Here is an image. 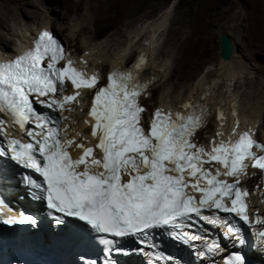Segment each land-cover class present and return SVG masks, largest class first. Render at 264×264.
I'll list each match as a JSON object with an SVG mask.
<instances>
[{
    "label": "snow or ice",
    "instance_id": "6c2138e0",
    "mask_svg": "<svg viewBox=\"0 0 264 264\" xmlns=\"http://www.w3.org/2000/svg\"><path fill=\"white\" fill-rule=\"evenodd\" d=\"M61 61L66 63L60 66ZM145 63L146 58L141 57L137 68ZM137 79L127 71L111 73L108 84L97 89L89 113L94 121L91 135L97 143L95 147L77 144L68 138L61 120L41 114L34 103L54 111H70L67 106L77 102L80 90L96 88L99 77L75 67L62 43L52 32L43 31L31 50L0 63V113L9 116L30 138L26 143L8 139L7 149L0 147V157L10 153L17 165L42 178L43 183H38L31 176L25 177L37 190L33 199L46 201L53 212L77 218L97 233L114 238L141 237L143 242L150 230L170 229L175 239L198 241L203 237L183 229L197 219L215 225L217 212L250 222V193L241 186V177L247 175L249 161L252 167L264 170V155L254 151L264 152V143L245 131L235 142L213 141L210 150L198 145L193 138L208 115L199 100L185 104L183 113L157 109L146 131L141 122L145 108L140 97L148 84L137 83ZM66 82L76 92L58 98V86L63 89ZM219 118L224 119L223 113ZM7 127V122L0 120V136L7 138ZM73 145L82 150L78 158L69 151ZM96 149L102 153L100 158ZM213 163L223 171L205 167ZM5 207L0 199V222L36 223L27 215L19 220L3 218ZM206 211L213 215H205ZM255 222L262 224L264 219L257 216ZM235 231L229 227L225 235ZM258 236L264 240V231ZM217 247L213 243L209 251ZM225 264H244V257L236 255Z\"/></svg>",
    "mask_w": 264,
    "mask_h": 264
},
{
    "label": "rangeland",
    "instance_id": "374dc122",
    "mask_svg": "<svg viewBox=\"0 0 264 264\" xmlns=\"http://www.w3.org/2000/svg\"><path fill=\"white\" fill-rule=\"evenodd\" d=\"M72 1L77 0H0L1 14H10L7 16L10 28L0 25V38L10 41L12 43L11 50L15 52V48L17 47V50L20 47V40L27 30L32 32L35 28L52 22L49 26L50 30L60 37L70 54H75L80 58L86 53L89 54H86V57H90L92 53L93 57H90L91 60L88 59L86 66L101 68L97 70L104 77L111 62L123 51L129 55L133 54L128 58L126 66H131L134 63L137 49L129 44L131 30L145 26L147 22L159 18L166 8H170L171 14L168 21L161 23L163 27L156 37L155 47H158L152 54L155 65L168 68L167 72L173 71L174 62L179 57L181 41H184V36L183 38L178 36L179 32L182 30L187 33L188 31L183 25H187V28L189 25L197 28L201 24V29L203 27L208 29L205 30L208 36L209 57L194 70L195 72L188 71L187 66L185 68L178 67L163 82L148 87L146 92L150 95L141 98V104L148 111H152L153 106L158 105L162 100H167V102L181 100V95L187 92L188 87L203 81L204 84L209 83L215 87L212 88L211 95L214 102L220 106L224 105L225 100H234L235 98L233 104L237 115L239 114L238 121L244 122V125L254 121L255 127L260 121L263 123L261 116L264 112V38L260 33L257 34L259 31L257 29H260L258 25L261 14L264 16V0H118L119 4L126 7V15L114 22L111 29L103 34L101 40L97 41L92 39L97 28L92 18V10L89 13L88 7L91 5L92 9L94 4L96 5L101 0H84L83 10L75 12L68 10ZM108 1L111 2V0H103L104 3ZM34 12L36 13L34 14ZM24 15L27 16V19L23 17ZM56 15L59 18L54 20L53 16ZM257 21L259 22L257 23ZM198 29L200 28L198 27ZM220 33H226L232 44L230 60L233 57L232 62L235 65L232 63L233 66H231L237 69L238 74L231 77V81L221 79ZM145 40L146 38H143L142 43H146ZM150 72L148 69L144 74ZM221 97L225 100H222ZM67 107H70L71 110L62 112L63 116L68 119L67 123H70L74 116H78L80 119L82 113L86 112L84 109L82 111L80 102ZM226 113L224 111V114ZM227 115L226 119L228 120L230 115ZM226 119L227 127L230 126V121ZM215 121L214 115H210L194 139L198 141L200 138V143H203L208 136L213 135L216 129ZM224 131L228 132L226 133L228 136L229 129L224 128ZM254 136L256 139L263 140L264 127L258 130L255 128ZM254 184L255 182L250 183L252 186ZM262 202L264 201L255 199V206L263 211Z\"/></svg>",
    "mask_w": 264,
    "mask_h": 264
},
{
    "label": "bare ground",
    "instance_id": "6f19581e",
    "mask_svg": "<svg viewBox=\"0 0 264 264\" xmlns=\"http://www.w3.org/2000/svg\"><path fill=\"white\" fill-rule=\"evenodd\" d=\"M83 3H84V0L72 1L69 5L68 10H70L71 12L83 10ZM88 8H89V13H91V10H92V18L94 19L95 25L97 28L96 34L93 33V37H92V39L94 41L101 40V38L103 37V34L106 31L108 32L111 29L113 23L120 20V18L122 16L126 15V12H127L126 7L119 4L118 0H113V2L111 0V2L108 1L107 3L106 2L104 3L103 0H101V2L100 1L97 2L96 5L94 4L92 9H91V5H89ZM170 11H171L170 8H166L163 11V13L160 15L159 18H157V19L155 18L154 20L151 19L153 21L147 22V24L145 26H143V27L141 26V28H136V29L131 30V32L129 34L130 35L129 36V44L132 45V47L134 46V48L137 49L135 52L136 53V59H135L134 63L131 66H126V62H127L128 58L131 57V55H133V54L129 55L128 53H125L123 51L122 54L117 55L118 57L115 58L111 62V66H110L108 71H110L112 69H116V68L130 69L132 71H135L138 74V78L141 82L148 84V87H150L152 85H157L158 83L160 84L161 82H163L165 79H167V77H169V75L173 71H175V69L177 70L178 67L185 68V66H187L186 68L188 69V71H194L196 68L201 66L206 61V59L209 57V51H210L208 48V36H207V32H206V30H208V29L205 28L206 29L205 30L204 27L201 29V24H199L197 26V28L196 27L194 28L192 26L190 27V25H189V28H187V25H183V27H185L186 30L188 29V31H187V33L185 31H182V30L179 32L178 36H181V38H183V36H184V41H181V45H180V49H179V53H178L179 57H177L176 61L174 62V65H173L174 69H173V71L171 70L172 72H170V71L167 72L168 68H162V66L155 65V63L153 62L152 54H153V51L155 50V48L158 47V46L155 47V42L157 39L156 37L159 35L160 30L163 27V24H161V23H163V21H165V22L168 21L169 15L171 14ZM35 13L36 12H34V14ZM8 14L9 13L1 14V11H0V25H2V27H9L8 18H7ZM23 17H25L27 19V16L24 15ZM33 17H34V15H33ZM53 17H54L53 18L54 20L56 18H59V16H57V15L53 16ZM259 20H260V22L257 21V23L259 22L258 26L260 29H257V31L259 30L260 32L258 31L257 34L260 33L262 35V38H264V16L262 14H261V19H259ZM51 23L52 22L46 24L45 27L47 26V28L50 29L49 26L51 25ZM198 27L200 29H198ZM255 27H257V26H255ZM38 29H39V27L35 28L33 31L36 32V31H38ZM29 34H31V31L27 30V33L24 36H22V39L20 40V45H19L20 47L22 46L23 43H25V38ZM143 38H146V40H145L146 43H142ZM136 40H138V41H136ZM11 46H12V43L10 41H7V39H5V38H0V56H7V55L15 54V52H12ZM20 47H18L17 50H16V48H17L16 47L15 51H18L20 49ZM88 50H90V49H88ZM86 54H85V56L83 55L80 58L75 54H74L75 55V57H74V55H72V53L70 54V52L67 55L69 58H71L74 61V63H77L78 66L83 68L85 71L94 72L96 75H98L99 79H101L102 76L100 75V73L97 70V69L100 70L101 68L96 66L97 68L95 67L96 68L95 69L93 66H92L93 68L92 67L88 68L86 66L88 59L91 60L90 57H93L92 53H91L90 57L89 56L86 57ZM155 54H156V52H155ZM87 55H89V54H87ZM97 56H99V55H97ZM153 56H155V55H153ZM141 57L146 58V63L142 67L137 68V65L139 64ZM95 58H97V57L95 56ZM79 59H80V61H78ZM219 59H220V66H221V68H220L221 77H222L221 79L224 78V80H226V81H231L230 78L233 77L235 74L236 75L238 74L237 69L232 67L233 66L232 63H234V62H232L234 60L233 57L231 58L232 60L229 59L228 61H224L221 58H219ZM94 62H96V61H94ZM234 65H235V63H234ZM148 69L151 72L148 74H144ZM190 74H192V73H190ZM105 76H106V74H105ZM216 78H218V77H216ZM217 85H215V86H217ZM212 88H215V87H213L209 83L204 84L203 81H200L199 83L197 82V84H195V86L193 85L192 87L187 88V90H186L187 92L185 94L183 93V95H181L182 96L181 100H178V101L173 100V101H168V102H167V100H162L158 105L153 106L152 111L146 110V113L143 114L142 119L149 118L156 108H160L163 110L169 109V110H179L180 111V110L185 109L184 108L185 104L196 102L198 100H199V102L202 101V104L204 106H206V108L208 109L207 118L210 115H214V117L216 118V121H215L216 122V129L213 132V135L208 136L203 143H200V141H199L200 138L198 139V141H196L194 139L195 140L194 142L197 143L198 145L204 146L208 150L211 149L213 141H215L217 143L220 139H223L224 137H226V133H228V132L224 131V128L229 129V135H228L229 137L228 138H230L232 135L234 137L237 136V133L240 132L242 129H247L249 132L253 133V132H255V128H256V130H258V129H262L264 127V112L262 113V116H261L263 119L262 120L263 123H261V121H260L258 123L257 127L254 126L253 120H252L253 122H251V124L245 123L246 125H244L243 124L244 122L241 123L240 121H238L239 120L238 119L239 114L237 115V112H236L234 104H233V101L235 100V98H234V100L233 99L232 100L231 99L225 100L221 97L222 100H225V101H224V105L220 106L217 102H214L215 100L211 95ZM80 91H81V96L78 98L79 100L77 102L81 103V109H82V111H84V110L86 111L85 114L82 113V117L80 119L78 116L77 117L74 116V118H71L72 120L70 121V123H67L68 119H64V116L62 113L64 111H62V112L59 111V115L61 116L62 120H64L63 124H62V128L67 130L68 138L74 139L77 142V144L82 143L86 147H89L90 144H93L96 141V138H94L91 135L92 124H94V121L92 120L91 116L89 115V113H90L89 108L90 107L88 106V103L90 101H88V98H89L88 92H85L82 90H80ZM60 92L62 95H65V93H64L65 90L62 89ZM66 92H67V90H66ZM148 94H149L148 92H145L141 98L148 97L147 96ZM71 95H73V93H71ZM201 97H203V99H201ZM231 97L232 96H230V98ZM77 102H75V103H77ZM221 109H223V110H221ZM224 111H226L227 113L224 114ZM221 113H223V116H224L223 120H221L219 118ZM227 114L230 115L229 116L230 118L228 120L226 119V118H228ZM68 117H70V116H68ZM207 118H206V120H207ZM225 119L227 121H230V126L226 127ZM237 121L239 122V127H237ZM221 132L223 133L222 136L217 135V133H221ZM261 141L264 143V139ZM71 149L76 154H79L82 152V150L77 148L75 145H73V147ZM248 175L250 178H247L246 184H249L248 180H250L251 178H252V180H254V178L256 177V174L252 170H251V172L248 173ZM254 187H255V185H254ZM253 192H254L255 197H254L253 201L251 202V204L253 205V217L252 218L254 219V221H256L257 216L264 219V210L262 211L257 206H255V199H260V200L264 201V193H261V191H256V190H254ZM262 203L264 205V202H262ZM255 225H256V223H255ZM255 241H256L257 248L260 245L261 249L264 250V247H262V246H264V240H262L261 238H257ZM258 257L260 259V264H264V256H258Z\"/></svg>",
    "mask_w": 264,
    "mask_h": 264
},
{
    "label": "water",
    "instance_id": "95a60500",
    "mask_svg": "<svg viewBox=\"0 0 264 264\" xmlns=\"http://www.w3.org/2000/svg\"><path fill=\"white\" fill-rule=\"evenodd\" d=\"M55 36L59 39V37L55 34ZM219 57L228 61L232 54V44L229 36L226 33H220L219 37Z\"/></svg>",
    "mask_w": 264,
    "mask_h": 264
},
{
    "label": "clouds",
    "instance_id": "9594fccd",
    "mask_svg": "<svg viewBox=\"0 0 264 264\" xmlns=\"http://www.w3.org/2000/svg\"><path fill=\"white\" fill-rule=\"evenodd\" d=\"M41 30H43V31L47 30V31L52 32L49 28H47V26H46V27H45V26H43V27H39L38 31H36V32H34V31L31 32V34H29V35L25 38V43L22 44V46L20 47V49H19L18 51H15V54L7 55V56H0V58L12 57V56H14V55L20 53V51H22V49L29 47V43H30L31 41H33V40H36L37 35L39 34V32H40ZM52 33H53V32H52ZM53 35L55 36L54 33H53ZM57 36H58V35H57ZM55 37H56V36H55ZM56 38H57V37H56ZM57 39H58V38H57ZM58 40H59V41L62 43V45L64 46L65 51H67V52L69 53L68 48L65 46L64 42L60 39V37H59ZM75 64H77V63H75ZM79 67H80V66H79Z\"/></svg>",
    "mask_w": 264,
    "mask_h": 264
}]
</instances>
